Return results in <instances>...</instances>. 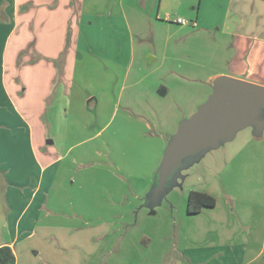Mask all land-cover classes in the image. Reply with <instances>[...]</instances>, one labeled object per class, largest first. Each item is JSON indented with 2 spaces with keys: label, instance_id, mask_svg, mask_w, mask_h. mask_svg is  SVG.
Listing matches in <instances>:
<instances>
[{
  "label": "crops",
  "instance_id": "crops-1",
  "mask_svg": "<svg viewBox=\"0 0 264 264\" xmlns=\"http://www.w3.org/2000/svg\"><path fill=\"white\" fill-rule=\"evenodd\" d=\"M5 1L0 247L12 248L16 264H93L104 245L111 248L120 238L133 202L127 201L126 178L147 181L144 208L179 127L167 138L153 135L150 124L129 113L137 106L143 112V104L134 93L124 94L135 49L126 0ZM203 1L179 5L198 8L196 18L206 29L221 25L229 59L211 74L201 99L176 95L163 83L150 93L155 104L173 98L192 110L179 125L209 100L220 77L264 86V0H213L221 9L212 7L210 20L202 19ZM116 30L126 32L127 41L112 40ZM259 120L262 125L249 126L244 145L202 191L219 200L202 211L212 215L208 222L189 216L183 250L173 259L124 264H264V108Z\"/></svg>",
  "mask_w": 264,
  "mask_h": 264
},
{
  "label": "rangeland",
  "instance_id": "rangeland-1",
  "mask_svg": "<svg viewBox=\"0 0 264 264\" xmlns=\"http://www.w3.org/2000/svg\"><path fill=\"white\" fill-rule=\"evenodd\" d=\"M179 1L166 0V8L161 12L159 11L161 0L125 1L131 28L130 38L135 49L134 57L131 58L133 77L128 82L124 94L134 93L143 104V112H139L136 105L137 107L132 108L129 113L150 124L153 135L166 138L175 132L181 125H179L181 119L187 118L192 110L178 107L173 98L161 103L162 105L155 104L151 102L150 93L163 83L170 85L174 89L173 92H177L176 95L183 96L186 92L201 99L202 96L198 94L202 95L208 89L211 83L209 77L213 72L227 66L229 59L227 55L230 53L227 45V41L230 40L218 32L221 25L212 22L214 26L212 29L202 27L196 18L199 12L196 8L198 3L196 10L193 11V6L182 7ZM224 3L222 0L217 2L218 5ZM6 5L5 0H0L2 11H5ZM214 5L213 0L203 1V15L205 14L202 16L203 20L213 19L212 7L221 9ZM179 18L187 19L191 25H178ZM193 23L199 26L194 27ZM127 36L126 32L116 30L112 40L114 37L119 43L126 40ZM122 45L124 43L116 47ZM112 52L108 50L109 54ZM173 73H176V77ZM121 106L124 109L125 103L122 102ZM118 121L116 120V123ZM250 128L252 127L237 132L230 141L221 140L218 146L199 147L184 157L169 173L163 190L156 192L159 187L158 183L155 184V191L153 190L151 198H147V207L144 208L140 206L147 195V181L141 178L128 179L123 173L116 171L121 178L127 179L125 181L129 189L127 201L133 202L123 226L119 227L120 238L108 248L110 250L108 254L107 245H104L93 264H124L127 260L130 263H137L143 258L173 259L172 256H176L177 251L183 250L189 218L188 194L190 191H204L224 164L244 145L249 137ZM133 192H138L139 200H134ZM213 197L218 202V196ZM227 199L233 209L234 199L232 197ZM208 210L212 209H204ZM201 213L192 216H201L204 223L212 217L208 212Z\"/></svg>",
  "mask_w": 264,
  "mask_h": 264
},
{
  "label": "water",
  "instance_id": "water-1",
  "mask_svg": "<svg viewBox=\"0 0 264 264\" xmlns=\"http://www.w3.org/2000/svg\"><path fill=\"white\" fill-rule=\"evenodd\" d=\"M262 108L264 86L226 76L218 78L209 100L192 118L181 123L166 149L156 192L164 189L172 169L199 147L218 146L221 140L230 141L237 132L250 125L260 127Z\"/></svg>",
  "mask_w": 264,
  "mask_h": 264
},
{
  "label": "trees",
  "instance_id": "trees-1",
  "mask_svg": "<svg viewBox=\"0 0 264 264\" xmlns=\"http://www.w3.org/2000/svg\"><path fill=\"white\" fill-rule=\"evenodd\" d=\"M217 205L216 199L204 192L191 191L187 198V214H200L204 209H213ZM0 264H16V256L9 246L0 247Z\"/></svg>",
  "mask_w": 264,
  "mask_h": 264
},
{
  "label": "built area",
  "instance_id": "built-area-1",
  "mask_svg": "<svg viewBox=\"0 0 264 264\" xmlns=\"http://www.w3.org/2000/svg\"><path fill=\"white\" fill-rule=\"evenodd\" d=\"M177 24H178V25H181V26H188V25H191V22L188 21V20L185 19V18H179V19L177 20ZM192 25H193V26H196L195 23H193Z\"/></svg>",
  "mask_w": 264,
  "mask_h": 264
}]
</instances>
